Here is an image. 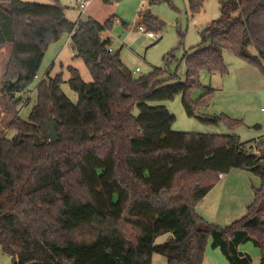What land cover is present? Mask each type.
Here are the masks:
<instances>
[{"label":"trees","instance_id":"trees-1","mask_svg":"<svg viewBox=\"0 0 264 264\" xmlns=\"http://www.w3.org/2000/svg\"><path fill=\"white\" fill-rule=\"evenodd\" d=\"M161 1L147 0L149 6ZM186 1L195 14L206 0ZM219 1V18L182 55L179 79L164 66L135 77L118 53L108 52L102 33L114 18L74 24L58 0H0V46L11 45L1 82L9 96L27 92L47 48L65 34L92 78L84 83L68 67L75 104L61 91V75L42 80L27 120L15 119L8 128L14 138L0 139V249L12 264H151L155 254L168 264H202L209 239L229 264H250L237 247L251 242L264 264V156L245 152L235 135L174 133V117L150 105L182 94L193 116L212 91L205 88L196 106L187 95L200 87L201 70L225 73L224 52L264 75V0ZM139 18L150 32L162 28L148 11ZM14 101L22 104L23 97ZM200 120L241 125L225 116ZM232 169L250 171L261 185L246 214L221 229L195 207ZM164 234L171 237L155 245Z\"/></svg>","mask_w":264,"mask_h":264},{"label":"rangeland","instance_id":"rangeland-1","mask_svg":"<svg viewBox=\"0 0 264 264\" xmlns=\"http://www.w3.org/2000/svg\"><path fill=\"white\" fill-rule=\"evenodd\" d=\"M12 1V0H9ZM38 5H54L56 0H21ZM70 23L91 18L99 24L114 18L110 31L111 48L119 53L121 61L132 72L139 67L140 74L146 75L155 67H167L179 79L184 78L185 68L181 61L184 52L195 47L200 41V32L220 16V1L206 0L203 10L191 14L186 0H162L149 6L147 0H90L86 10L81 13L75 0H58ZM148 11L162 24L160 30H152L155 38H147L138 31L140 13ZM116 21V22H115ZM104 31L102 37L105 38ZM11 45L0 46V139H13L14 130L9 125L17 118L26 121L34 106L35 90L42 80L61 75L62 93L76 103L77 95L69 88L68 67L76 69L84 83H91L92 78L80 58H76L70 48V40L65 34L58 42L47 48L36 78L26 87L25 93L10 95L2 86V77L9 59ZM251 54H256L249 47ZM224 74L199 72L200 87L190 89L187 99L191 105L198 104V99L209 88L212 92L204 100L201 109L207 110L211 117L225 116L241 122V125L229 127L225 123H207L200 118H207L193 109V116H188L182 104L183 95L177 94L171 100L151 102V106L165 107L174 117L171 131L180 134H217L235 135L242 149L247 153L264 156V75L238 56L224 52ZM264 65V64H263ZM23 97V103L14 105L15 98ZM57 136V135H56ZM261 185L260 179L248 170L232 169L220 176L205 198L197 204L195 211L210 225L225 229L241 219L252 204L254 190ZM171 237L164 234L155 240L161 245ZM207 263L229 264L218 248H212L211 239L207 244ZM238 254L247 257L250 264H260L259 249L251 242L237 247ZM153 257L167 260L158 254ZM0 264H12L11 258L0 249Z\"/></svg>","mask_w":264,"mask_h":264},{"label":"built area","instance_id":"built-area-1","mask_svg":"<svg viewBox=\"0 0 264 264\" xmlns=\"http://www.w3.org/2000/svg\"><path fill=\"white\" fill-rule=\"evenodd\" d=\"M89 3H90V0H75V4H76L77 8L81 11V13H83L86 10V8L88 7ZM138 31L140 33H145L147 38H150V39L155 38V35L152 32L146 30V28L143 25L138 26ZM108 52L112 53L113 50L109 47L108 48ZM139 71H140V69L136 68L133 71V74L134 75H138V74H140Z\"/></svg>","mask_w":264,"mask_h":264},{"label":"crops","instance_id":"crops-1","mask_svg":"<svg viewBox=\"0 0 264 264\" xmlns=\"http://www.w3.org/2000/svg\"><path fill=\"white\" fill-rule=\"evenodd\" d=\"M116 22V21H115ZM110 31L109 30H106V33H105V38H103V39H107L108 41H109V47L111 48V38H110ZM112 49V48H111ZM113 50V49H112ZM113 52L114 53H118V52H115L114 50H113ZM119 54V53H118ZM123 62V61H122ZM125 65V64H124ZM137 68H139V67H137ZM140 72V71H139ZM264 148V147H263ZM264 153V152H263ZM213 248V247H212ZM206 259H207V247H206V249H205V253H204V258H203V262H202V264H209V263H207V261H206ZM151 264H168V263H166L163 259H160L159 257L158 258H154V257H152V260H151Z\"/></svg>","mask_w":264,"mask_h":264},{"label":"water","instance_id":"water-1","mask_svg":"<svg viewBox=\"0 0 264 264\" xmlns=\"http://www.w3.org/2000/svg\"><path fill=\"white\" fill-rule=\"evenodd\" d=\"M199 113L205 116L211 117V114L205 109H201ZM48 132H49V141L51 143L57 141V136H56V132H55L54 124L52 120L49 121Z\"/></svg>","mask_w":264,"mask_h":264}]
</instances>
